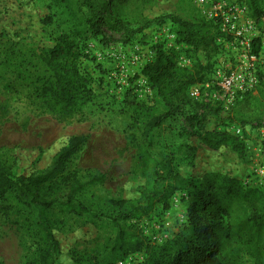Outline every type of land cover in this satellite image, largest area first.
<instances>
[{"label":"rangeland","instance_id":"1","mask_svg":"<svg viewBox=\"0 0 264 264\" xmlns=\"http://www.w3.org/2000/svg\"><path fill=\"white\" fill-rule=\"evenodd\" d=\"M223 2L244 10L242 23L253 26L248 39L260 40L254 63L257 85L227 110L216 101L187 98L181 107L184 114L164 119L144 142L148 122L166 112L140 75L146 61L155 56L157 28L176 31L169 17L210 21L206 8L193 0H0L1 162L16 175L39 173L70 137L85 135L88 141L68 169L83 181L102 177L101 183L87 187L75 201L99 217L60 207L43 215L60 248L53 264L121 261L120 228L137 231L155 245L173 241L186 220L185 193L175 194L167 211L155 206L137 222L118 224L109 220L115 214L108 201L136 199L143 190L158 188L175 175L193 179L199 186L211 180L216 187L227 211L223 220L232 227L219 259L224 264H264V197L245 190L250 188L247 177L264 166V17L256 25L247 14L245 0ZM259 5L264 8V0ZM101 6L95 33L91 20ZM61 35L69 36L81 53L76 67L83 83L72 108L40 95L49 76L41 54ZM224 40L220 39L219 54L209 61L177 45L172 49L177 67L192 73L195 65L212 63L205 82L214 83V71L233 68L243 55L238 43L225 47ZM133 56L140 61L130 65ZM192 116L205 120L203 128L189 126L185 117ZM199 135L212 143L221 135H231L237 140L233 144H241L243 150L236 153L225 143L210 149ZM142 148L150 159L142 155ZM9 202V215H0V264H35L38 250L44 247L35 226L40 217L12 199ZM130 255L133 264H144V253Z\"/></svg>","mask_w":264,"mask_h":264},{"label":"trees","instance_id":"2","mask_svg":"<svg viewBox=\"0 0 264 264\" xmlns=\"http://www.w3.org/2000/svg\"><path fill=\"white\" fill-rule=\"evenodd\" d=\"M245 6L249 18L256 25H261L264 8L259 5V0H245ZM89 8L92 6L89 5ZM103 10L104 6L97 9L94 19L91 20L95 33L99 30L97 20L102 18ZM169 18L177 28L174 31L177 45H184L191 52L202 54L207 61L219 54L221 47L217 40L225 38L226 35L219 31L218 24L204 20L188 22L174 17ZM259 45V38L252 41V53L255 56L259 52ZM78 52L76 45L67 35L59 36L51 48L43 50L41 58L49 76L42 84L40 95L48 98L49 102L64 108H72L75 105L79 87L83 83L76 67V60L81 55ZM211 66L212 63L209 62L205 65L197 64L192 68V73L191 70L179 69L175 51L163 52L157 47L153 60L142 67L140 75L146 79L154 95L162 100L166 112L148 122L142 135L144 142L149 132L158 127L164 119L184 114L181 107L186 103L188 89L192 85L205 82L206 73L211 71ZM185 120L194 128H203L205 122L204 119L195 116L185 117ZM199 139L210 149H216L219 144L225 143L231 145L236 153L243 150L241 144H233L237 140L231 135H221L214 143L200 135ZM87 141L88 137L85 135L70 137L54 154L49 166L39 173L16 175L0 160V215L5 218L9 215L12 210L9 200L12 199L25 209L36 212L40 217L35 226L41 234L44 247L38 250L35 264H53L60 256L59 244L49 226L42 220L46 211L55 207L75 208L82 215L99 217L80 202L75 204V201L87 187L101 183L102 177L98 175L83 181L76 172L68 169L72 159ZM142 155L150 159L146 148H142ZM216 190L211 180L208 185L199 186L193 179L175 175L171 181L162 183L158 188L143 190L136 199H110L108 205L115 215H109V220L113 224H118L119 221L137 222L147 216L155 206L167 211L170 207L169 201L177 193H185V200L188 203L186 220L171 242L155 245L142 238L137 231L120 228L117 232L120 259L123 260L130 254L144 253L146 255L144 264H224L219 259V253L223 240L229 237L228 233L232 227L223 220L227 216V211L222 206ZM245 190L264 197V193L259 189Z\"/></svg>","mask_w":264,"mask_h":264},{"label":"built area","instance_id":"3","mask_svg":"<svg viewBox=\"0 0 264 264\" xmlns=\"http://www.w3.org/2000/svg\"><path fill=\"white\" fill-rule=\"evenodd\" d=\"M198 6L207 9L210 21L218 24V29L225 34V47H229L232 41L241 46L243 55L238 56L233 68H228L223 73L219 70L213 72L214 83L208 82L192 85L186 96L193 101L218 102L222 108L229 109L233 106L239 96L252 90L258 83L254 75V63L256 57L252 53V41L248 39L253 30L251 23H242L243 11L235 6L227 5L223 0H193ZM157 34L153 37V46L160 47L163 52L175 49L176 35L169 28L161 26L157 28ZM222 38L221 40H223ZM222 41L217 40L218 45ZM153 60H147L149 63ZM138 56L131 58L130 65L139 62ZM145 63V64H146ZM239 134V131H237ZM245 184L250 188L264 190V166L258 167L245 180ZM115 264H133V256L128 255L125 259Z\"/></svg>","mask_w":264,"mask_h":264}]
</instances>
